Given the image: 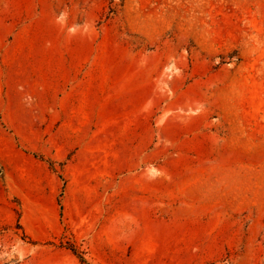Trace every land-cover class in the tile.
I'll use <instances>...</instances> for the list:
<instances>
[{"label": "rangeland", "instance_id": "374dc122", "mask_svg": "<svg viewBox=\"0 0 264 264\" xmlns=\"http://www.w3.org/2000/svg\"><path fill=\"white\" fill-rule=\"evenodd\" d=\"M0 264H264V0H0Z\"/></svg>", "mask_w": 264, "mask_h": 264}]
</instances>
